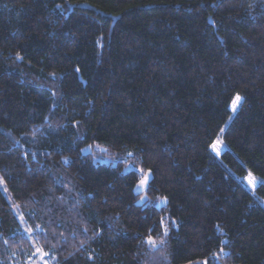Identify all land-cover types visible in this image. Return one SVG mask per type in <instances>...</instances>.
<instances>
[{
	"label": "trees",
	"instance_id": "obj_1",
	"mask_svg": "<svg viewBox=\"0 0 264 264\" xmlns=\"http://www.w3.org/2000/svg\"><path fill=\"white\" fill-rule=\"evenodd\" d=\"M0 176L54 264H264V0H0Z\"/></svg>",
	"mask_w": 264,
	"mask_h": 264
},
{
	"label": "rangeland",
	"instance_id": "obj_2",
	"mask_svg": "<svg viewBox=\"0 0 264 264\" xmlns=\"http://www.w3.org/2000/svg\"><path fill=\"white\" fill-rule=\"evenodd\" d=\"M241 103H242V99H240V101L235 104V107L232 105L233 113H236L238 111ZM225 150H226V146L222 140H218L213 146V151L217 156L222 155L225 152ZM150 178H151V175H147L146 177H144V179L136 187L137 193L145 192ZM251 178H254V177L249 176L243 181L250 190L255 191L259 187L260 182L256 178H254L255 183L254 184L250 183L249 180ZM0 188L2 192L4 193L5 197L7 198L8 202L12 205V198L1 176H0ZM12 207L21 222L23 233L30 239L32 243V247H33V252L28 258H26V260L18 261L19 260L18 259L15 261V264H54V258L49 253H46L40 247L37 241L36 235H37V232L39 231V228L37 229L31 228L28 224H26L24 217L20 214V211H18L17 207L14 204L12 205Z\"/></svg>",
	"mask_w": 264,
	"mask_h": 264
},
{
	"label": "snow or ice",
	"instance_id": "obj_3",
	"mask_svg": "<svg viewBox=\"0 0 264 264\" xmlns=\"http://www.w3.org/2000/svg\"><path fill=\"white\" fill-rule=\"evenodd\" d=\"M240 99H241V97H240L239 95H237L236 98H235V101L233 102V106H234V107H235V104L238 103V102L240 101ZM250 177H251V174H250ZM249 182L254 184V183H255L254 178H251V179L249 180Z\"/></svg>",
	"mask_w": 264,
	"mask_h": 264
}]
</instances>
